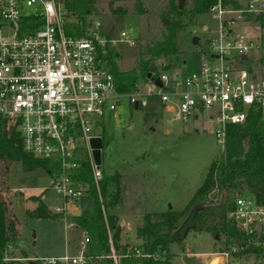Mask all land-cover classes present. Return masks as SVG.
<instances>
[{
	"label": "built area",
	"instance_id": "obj_1",
	"mask_svg": "<svg viewBox=\"0 0 264 264\" xmlns=\"http://www.w3.org/2000/svg\"><path fill=\"white\" fill-rule=\"evenodd\" d=\"M246 1L233 9L216 0L209 8L215 27L196 72L184 77L178 72H152L134 89L121 92L115 87L105 54L116 51L120 43L134 45L130 31L103 29L101 22L91 17L81 24L61 0H0V123L5 133H16L24 153L58 165L48 173L49 185L68 206L86 194V187L74 185L68 175L81 159L98 190L102 169L100 162L92 159L89 141L102 138L96 132L99 119L115 112L121 99L132 108H145L149 98L156 99L177 122L204 114L223 146L228 124H243L250 111H264V76L240 64L246 61L252 43L233 31L245 16L264 14V0ZM98 201L103 211L99 195ZM67 209L51 211L62 214ZM227 214L243 239L224 238L221 248L203 253L208 257L205 264H243L241 257L247 248L262 243L263 203L237 196ZM59 219L65 222L63 214ZM72 225L65 223L64 227ZM79 234L75 254L28 258L15 256L8 247L0 264H84L87 235L84 230ZM134 250L135 255L150 256ZM110 251L117 264L120 256Z\"/></svg>",
	"mask_w": 264,
	"mask_h": 264
},
{
	"label": "rangeland",
	"instance_id": "obj_2",
	"mask_svg": "<svg viewBox=\"0 0 264 264\" xmlns=\"http://www.w3.org/2000/svg\"><path fill=\"white\" fill-rule=\"evenodd\" d=\"M186 9L190 8V0H179ZM165 0H95V7L89 16L101 22L103 29L112 28L115 33L128 30L135 38L134 45L120 43L116 53L120 56L116 66L118 70L127 71L137 58L138 51L152 40L159 39L164 30V23L159 13L167 4ZM135 4L142 7V12H136ZM112 8L122 7L124 15L113 14ZM208 27L209 30L203 29ZM215 27V21L209 14L199 16L197 21L189 25L185 32L177 34V44L181 52L170 64L163 58L155 60V71L179 73L181 77L193 74L206 55L208 38ZM233 31L241 33L250 40L252 47L247 53L246 61L240 64L249 67L257 76H264V15H251L240 19ZM196 37L195 43L192 42ZM147 100L145 108L134 109L128 106L125 99L115 110V114H105L99 120L101 123L96 132L102 137L101 169L112 174L114 170L123 173L122 187L139 181L140 175L135 169L147 166L157 168L165 176H173L180 183L181 191L177 199L145 200L143 196H123L116 212L122 218V230L130 236V241H136L133 230L144 211H164L165 209H181L186 213L190 196L199 186L213 158L222 153V146L213 133V125L206 115H197L194 120L186 122L173 121L170 115L160 112L156 102ZM155 100V99H154ZM0 195L3 198L6 215H12L18 227L17 241L11 247L13 251H21L28 258H42L50 255L75 254L80 245L81 235L72 226L65 230L62 219L40 218L29 215L37 200L45 205L50 212L55 208L69 207L72 211L78 208H94V202L88 195L78 197L74 205L63 203L60 196L49 185V176L36 168L31 171L19 169L16 161L8 163L0 160ZM244 196L234 193L233 197ZM31 204V205H29ZM224 235L212 238L205 232H188L180 243L170 244L173 256L171 264H204L207 256L194 255L214 251L222 247ZM189 258V259H187ZM243 264H261L250 254L241 257ZM38 262H35L37 264ZM22 264V262L10 263Z\"/></svg>",
	"mask_w": 264,
	"mask_h": 264
},
{
	"label": "trees",
	"instance_id": "obj_3",
	"mask_svg": "<svg viewBox=\"0 0 264 264\" xmlns=\"http://www.w3.org/2000/svg\"><path fill=\"white\" fill-rule=\"evenodd\" d=\"M61 1L81 24H84L85 18L95 9L92 6L95 0ZM178 1L166 0V8L159 13L161 20L167 21L164 23L160 38L152 40L138 51L134 65L127 71L118 70L116 61L120 55L115 50L106 51L108 70L112 72L115 87L119 91L128 92L135 88L136 83L144 81L148 73L155 71V60L163 58L169 65L171 59H175L181 53L177 44V34L185 32L189 25L197 21L199 16L207 14L209 8L216 3V0H190V8L186 9L185 6L180 8ZM219 2L224 7L237 9L247 1L219 0ZM108 6L113 14L124 15L126 12L122 7ZM135 10L140 13L142 7L135 4ZM224 132L222 153L209 163L201 183L189 198L187 205L190 206L186 213L181 209L171 208L161 212L144 213L141 216V223L134 231L136 237L141 240L139 246L118 243L117 218L110 213V209L119 202L120 174L116 171L106 174L102 170L97 190L92 184L86 161L81 159L68 175L74 185L86 187V194L91 202H94V208H78L77 215H72L67 210L62 214L68 223H72L79 232L84 230L87 235L85 251L88 257L84 264H114L110 257L111 249L120 256L117 264H171L173 253L170 244L180 243L188 232H205L212 238L223 234L228 240L230 238L242 240L243 235L235 229L227 213L233 208L234 193L253 197L257 203L264 204V111L263 113L260 110L250 111L243 124H228ZM0 160L5 162V165L16 161L19 169L23 171L38 168L46 175L58 168V165L49 160L24 153L16 133L6 134L1 123ZM29 213L40 218L59 219L62 216L60 213L48 211L39 200ZM187 214L189 217L185 220ZM179 228L180 235L173 238ZM16 233L13 217L6 215L5 205L3 200H0V258L2 252L17 241ZM260 240L262 242L260 245H251L247 248V254L264 264V236ZM135 248L150 256L135 255ZM18 253L22 254L21 251ZM22 256L26 257L24 254Z\"/></svg>",
	"mask_w": 264,
	"mask_h": 264
},
{
	"label": "crops",
	"instance_id": "obj_4",
	"mask_svg": "<svg viewBox=\"0 0 264 264\" xmlns=\"http://www.w3.org/2000/svg\"><path fill=\"white\" fill-rule=\"evenodd\" d=\"M203 29L209 30L208 27H203ZM150 101L156 102V106L160 109V112L163 111L162 106L160 105V103L156 99L155 100L150 99ZM133 108L134 109H142L139 107H133ZM113 114H115V112H113ZM197 115H199V114H194V116H192V118L190 120H194L195 118H197L196 117ZM101 140H102V138H101ZM135 170H136V172H135L136 174H134V175H140L141 178L138 177L139 181H137L133 184L131 183L129 185V187L127 186L128 190L124 189L123 191H121V192H123L124 197L126 195L129 196L132 193V195L134 197L143 196L145 198V200H151V201L170 199V197L172 199L178 198V195L180 194V191H181V187H180L179 181L177 179L174 180L173 176H171V177L165 176L162 172H158L157 168L152 167V165L147 166L146 169L141 167V168L135 169ZM114 171H116L120 174V188H121L122 187L121 180L123 179V173L121 171H118L117 169ZM47 176H48V174H47ZM123 196L120 195L119 202L116 203V205L110 209V213L115 218H117V224L119 227L118 243L120 245L139 246L141 244V240L136 237V234H134V231H135V228L141 223L142 218H140V220L135 225L134 230H133V235H134L136 241L131 242L130 236H128L126 231L124 234L122 233L123 232V230H122L123 229L122 228V218H120V214L118 212H116V208L122 202ZM1 198H2V196H1ZM2 200H3V198H2ZM169 207L172 209L173 206L172 205L170 206V204H169ZM68 209H69V207H68ZM175 210H179V209H175ZM148 212H157V211L152 210V211H148ZM148 212L144 211L138 217H141L144 213H148ZM15 227H16V225H15ZM72 227H74V226L72 225ZM64 228L66 230L68 228V226H66ZM17 233H18V227H17ZM173 243H175V242H173ZM66 253H68V252L65 251L64 254H66ZM203 253H207V252H202V253H198V254H194V255L204 256ZM50 256H58V255H50ZM59 256H61V255H59Z\"/></svg>",
	"mask_w": 264,
	"mask_h": 264
},
{
	"label": "water",
	"instance_id": "obj_5",
	"mask_svg": "<svg viewBox=\"0 0 264 264\" xmlns=\"http://www.w3.org/2000/svg\"><path fill=\"white\" fill-rule=\"evenodd\" d=\"M178 3H179V7L181 8V7H182V3H181L180 1H178ZM195 41H196V37H193L192 42L195 43ZM241 58H244V56L242 55ZM147 77H150V74H149V73L147 74ZM154 83H155L157 86L160 85V84H159V81H158L157 79L154 80ZM89 146H90V148H91L90 153H91V155H92V159H94V162H95L96 164L99 163V162H100V158H101L100 149H101V146H102V140H101L100 138H97V137H96V139H91V140L89 141ZM0 200H2L1 195H0ZM29 205H31V204H29ZM67 211H68L70 214H72V215H77V213H78V210L72 211L71 209H68ZM189 213H190V212H189ZM188 217H189V214L186 215L185 220H187ZM185 220L182 222L181 226L184 224ZM180 228H181V227H180ZM180 228L176 231V233L174 234L173 238H176V237H178V236L180 235V232H179V231H180ZM13 254H14L15 256H17L19 253L16 252V251H14ZM213 263H214V262H212V264H213Z\"/></svg>",
	"mask_w": 264,
	"mask_h": 264
}]
</instances>
